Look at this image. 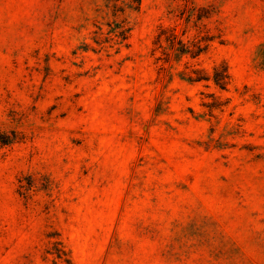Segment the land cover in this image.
Here are the masks:
<instances>
[{"label":"rangeland","instance_id":"rangeland-1","mask_svg":"<svg viewBox=\"0 0 264 264\" xmlns=\"http://www.w3.org/2000/svg\"><path fill=\"white\" fill-rule=\"evenodd\" d=\"M104 4L0 0V264H264V0Z\"/></svg>","mask_w":264,"mask_h":264},{"label":"trees","instance_id":"trees-1","mask_svg":"<svg viewBox=\"0 0 264 264\" xmlns=\"http://www.w3.org/2000/svg\"><path fill=\"white\" fill-rule=\"evenodd\" d=\"M140 0H122L121 5L118 4V0H105L104 7L106 8L105 16L117 17L120 14L123 21L126 19L124 11L127 8H131L132 4H135L137 8ZM120 32H115L119 38V41H124L127 38L125 27H120ZM154 50H159L161 56L158 59L164 62L171 60V56H175L180 59L183 55H187L190 58L199 56L206 48V44L202 45V41H198L197 37L192 40L184 41L182 35L177 34L174 27L158 25L156 34L153 39ZM185 74H187V80L198 81L210 79L220 89H224L226 86L225 80L229 78L226 67L220 70L219 67L215 66L212 69V74L209 76L202 75V70L185 67ZM195 75V77H193Z\"/></svg>","mask_w":264,"mask_h":264}]
</instances>
